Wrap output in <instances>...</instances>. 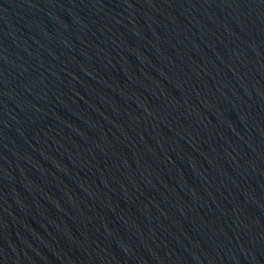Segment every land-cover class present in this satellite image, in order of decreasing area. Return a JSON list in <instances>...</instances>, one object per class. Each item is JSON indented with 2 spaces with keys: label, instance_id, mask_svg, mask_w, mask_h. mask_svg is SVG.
<instances>
[{
  "label": "water",
  "instance_id": "water-1",
  "mask_svg": "<svg viewBox=\"0 0 264 264\" xmlns=\"http://www.w3.org/2000/svg\"><path fill=\"white\" fill-rule=\"evenodd\" d=\"M0 264H264V0H0Z\"/></svg>",
  "mask_w": 264,
  "mask_h": 264
}]
</instances>
